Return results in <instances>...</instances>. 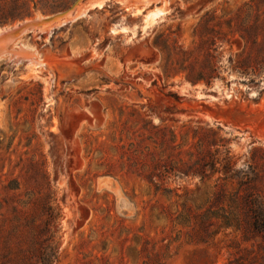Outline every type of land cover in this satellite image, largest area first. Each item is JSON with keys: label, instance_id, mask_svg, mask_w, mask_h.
Wrapping results in <instances>:
<instances>
[{"label": "rangeland", "instance_id": "374dc122", "mask_svg": "<svg viewBox=\"0 0 264 264\" xmlns=\"http://www.w3.org/2000/svg\"><path fill=\"white\" fill-rule=\"evenodd\" d=\"M74 2L1 0L0 32ZM93 5L11 42L43 64L0 55V255L225 264L236 240L257 245L261 235L222 228L207 249L184 216L176 220L199 177L167 178L175 195L146 173L158 125L179 138L187 127L217 130L237 168L264 149V0H155L141 12L119 0Z\"/></svg>", "mask_w": 264, "mask_h": 264}, {"label": "trees", "instance_id": "16d2710c", "mask_svg": "<svg viewBox=\"0 0 264 264\" xmlns=\"http://www.w3.org/2000/svg\"><path fill=\"white\" fill-rule=\"evenodd\" d=\"M209 131L212 142L207 141ZM154 135L160 151L146 177L158 190L175 193L174 188L164 185L171 176L199 177L196 191L189 190L183 201H176V220L184 216L191 227L192 239L195 237L208 249L217 241L222 228L242 232L243 240H249L252 234L261 235L262 241L257 245L246 246L236 240L237 250L225 264H264V149L254 147L252 160L237 168L231 147L217 130L187 127L179 138L175 129L158 125L154 126ZM44 179L48 184L47 174ZM200 190L202 198L197 203ZM14 253L1 254L0 264L28 262L26 254ZM53 261L51 256L40 253L30 264H53ZM144 263L164 264L158 255L149 256Z\"/></svg>", "mask_w": 264, "mask_h": 264}, {"label": "bare ground", "instance_id": "6f19581e", "mask_svg": "<svg viewBox=\"0 0 264 264\" xmlns=\"http://www.w3.org/2000/svg\"><path fill=\"white\" fill-rule=\"evenodd\" d=\"M106 1L107 0H93V1L88 0L87 3H84L78 7L77 11L75 12V15H78V14L84 12L90 5L92 6V4H94L93 6H95V4L102 6L104 3H106ZM119 1L126 4L127 6L132 5V6L136 7V10L138 12H141V11H143L142 5L145 6V5L151 3L155 0H119ZM86 12H87V10H86ZM160 12H162V10L158 8L157 10L153 11V13H151V14L156 15V14H159ZM71 19H72V17H71ZM67 20L68 19H66V21ZM60 23H58V24H60ZM53 25H51V26L53 27ZM51 26L46 25L43 27V29L49 30L51 28ZM7 30L8 31L0 32V55L1 56H2V54L10 53V55H12V56H21V57L27 58L35 66L43 64L42 60L37 59L35 50H32V49L29 50L24 45L18 46V47L10 46L11 42H13L15 38L22 35V33L25 32L26 30H24L23 32H20L19 34H14L13 32L10 33L9 31H11L12 28H11V30H9V29H7ZM29 30H31V29H29ZM11 34H12V37H11Z\"/></svg>", "mask_w": 264, "mask_h": 264}, {"label": "water", "instance_id": "95a60500", "mask_svg": "<svg viewBox=\"0 0 264 264\" xmlns=\"http://www.w3.org/2000/svg\"><path fill=\"white\" fill-rule=\"evenodd\" d=\"M88 0H76V2L73 3V5L68 8L65 11L58 12L49 16H42V17H36L32 20L25 21L21 24H18L14 27H12V30L9 31L10 33L19 34L20 32H23L24 30L29 29H37V28H43L46 25H53L57 22L62 21L63 19L70 18L75 15V12L77 11L78 7L84 3H87ZM93 1V0H91ZM84 2V3H83ZM25 31V32H26ZM24 33V32H23ZM12 37V34H11ZM18 38V37H17ZM15 38L14 40H16ZM11 45V44H10ZM10 54V53H9ZM12 56V55H11ZM18 58H24L21 56H18Z\"/></svg>", "mask_w": 264, "mask_h": 264}]
</instances>
